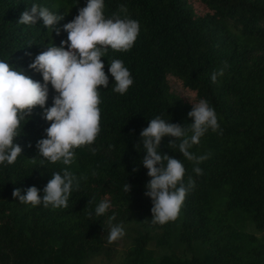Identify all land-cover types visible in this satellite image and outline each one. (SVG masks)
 Returning a JSON list of instances; mask_svg holds the SVG:
<instances>
[{
  "label": "trees",
  "instance_id": "obj_1",
  "mask_svg": "<svg viewBox=\"0 0 264 264\" xmlns=\"http://www.w3.org/2000/svg\"><path fill=\"white\" fill-rule=\"evenodd\" d=\"M198 2L204 12L191 0H104L105 17L125 6L121 18L138 21L139 35L130 50L109 46L102 57L109 85L98 89L101 131L92 145L74 150L70 165L39 155L37 142L46 138L51 123L43 108L37 106L21 121L15 143L23 151L13 164H0V264H85L86 258L109 252L110 226L123 222L138 225L124 264H264V238L247 228L252 221L264 229V0ZM86 3L0 0V60L43 83L42 73L29 65L48 47L67 41L63 25ZM33 4L64 16L59 34L42 19L18 23ZM113 59L122 60L133 79L123 95L113 91ZM221 68L224 75L213 83L212 73ZM171 78L214 108L220 129L209 130L190 149L209 157L198 165L202 175L179 152V140L162 141V153L181 160L184 183L191 178L195 187L178 218L160 225L152 222L153 203L145 195L150 177L141 163L146 150L140 134L157 116L186 128L194 122L188 116L193 104L172 87ZM56 95L49 84L47 107ZM65 168L80 179L67 208L33 207L13 197L14 189L24 195L35 186L42 198L51 173ZM105 198L111 207L97 216ZM178 249L192 256L182 257Z\"/></svg>",
  "mask_w": 264,
  "mask_h": 264
},
{
  "label": "clouds",
  "instance_id": "obj_2",
  "mask_svg": "<svg viewBox=\"0 0 264 264\" xmlns=\"http://www.w3.org/2000/svg\"><path fill=\"white\" fill-rule=\"evenodd\" d=\"M126 13L127 8L121 5L120 12L106 18L104 0H87L78 15L63 25V30L68 33L67 41L62 42L60 47H48L29 65L30 69L42 73L43 83L0 60V164H13L22 153V147L15 143L20 135L18 130L21 121L28 120L37 106L44 109L43 118L51 122L46 129V138L40 139L36 145L40 157L51 163L62 161L64 165H70L76 148L94 143L101 131L98 89L109 85L102 57L109 46L115 51L130 50L140 31L138 21L121 18ZM41 19L44 27L54 28L57 34L60 33L57 25L64 16L53 14L48 8L36 4L21 14L18 23L35 25ZM109 63V72L115 80L113 91L123 95L133 84L131 73L120 59H113ZM223 75V68L213 72L212 82L215 83L217 77ZM49 84L57 93L51 107L46 106ZM192 104L188 116L194 122L187 128L157 116L150 119L149 126L140 134L146 150L141 163L148 169L150 177L145 195L153 203L151 212L154 224L163 225L176 220L188 192L195 187V181L191 178L187 184L184 183L186 169L181 160L162 153L164 138H171L169 145H175L179 140V152L193 162L194 172L202 175L203 170L198 165L209 157L196 156L190 149L198 145L209 130L217 132L220 129L217 114L206 100ZM92 151L95 152V149ZM51 176L43 189L42 198L40 189L35 186L29 187L24 195L21 189L16 188L13 197L33 207L43 204L45 208L50 205L53 208H67L72 191L79 190L80 179L67 168L62 173L52 172ZM125 191L130 193V184H125ZM110 207V201L105 198L96 207L95 214L102 216ZM115 219V215L109 218L110 225ZM124 235L121 225H111L108 242L112 243Z\"/></svg>",
  "mask_w": 264,
  "mask_h": 264
},
{
  "label": "rangeland",
  "instance_id": "obj_3",
  "mask_svg": "<svg viewBox=\"0 0 264 264\" xmlns=\"http://www.w3.org/2000/svg\"><path fill=\"white\" fill-rule=\"evenodd\" d=\"M191 1H192V4L194 5V7L198 8V10H201L202 12H204V9L202 8V6L198 2V0H191ZM171 85L182 96H184L190 103H191V101H192V103H198V101H196V99H195V93L185 89L179 80H177L175 78H171ZM113 225H116V224H113ZM118 225H121L124 228L125 235L122 238H119L118 240H116L112 243L107 242V244L109 246V252L107 254L105 252H103V254H101L100 257H94V258L88 257L84 260L85 264H124V258L126 255V251L129 247V244L132 240V237L138 233L137 232V226L138 225H136L133 222H126V223L123 222V223H119ZM247 228L250 232H253V233L257 234L259 237L264 238V229L259 230L256 227L254 222L250 221L248 223ZM160 252H165V250H162L161 248H159L158 253H160ZM177 253H178V255H181L182 257H191L192 256V252L190 250H186V249H184V250L178 249Z\"/></svg>",
  "mask_w": 264,
  "mask_h": 264
}]
</instances>
